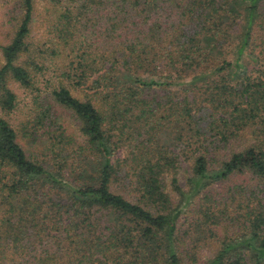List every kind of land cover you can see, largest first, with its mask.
<instances>
[{"label":"trees","instance_id":"1","mask_svg":"<svg viewBox=\"0 0 264 264\" xmlns=\"http://www.w3.org/2000/svg\"><path fill=\"white\" fill-rule=\"evenodd\" d=\"M13 2L0 264H264V0ZM13 84L50 100L49 146L3 117Z\"/></svg>","mask_w":264,"mask_h":264},{"label":"rangeland","instance_id":"2","mask_svg":"<svg viewBox=\"0 0 264 264\" xmlns=\"http://www.w3.org/2000/svg\"><path fill=\"white\" fill-rule=\"evenodd\" d=\"M14 0H0V46L7 44L12 37L15 26H16V10L14 9ZM37 20L35 23V27L37 26ZM38 28V26H37ZM37 32V29H36ZM36 32L33 34L36 36ZM3 63L1 51H0V65ZM13 90L18 96V107L17 109L10 115L4 116L5 119H7L10 124L13 126V128L19 133V140L20 144L23 146L25 150L28 149V151L33 148L32 144L37 143L38 139L41 138L45 143L48 142V146L51 143L50 139L52 138L53 134L49 132V118H45L42 121L41 125H37V128L32 126V121L34 120L36 113L40 112L42 113L43 106L48 104V101H50L43 92L39 93V96L37 94H29L27 92H24L16 84L12 85ZM54 113L56 116H58V122L59 125L64 131H69L71 133V128L76 133L78 131V121H76L72 115V113L67 112L65 110H62L61 108H54ZM39 113V114H41ZM38 114V115H39ZM1 116V114H0ZM56 126L52 127V131H56ZM29 139V144L25 143V140ZM48 140V141H47ZM35 147V146H34ZM243 180H248V176H241L239 178L235 179L236 183H241ZM184 182H182L183 184ZM203 202V201H202ZM199 202V203H202ZM198 203V204H199ZM207 206V205H206ZM198 209V206L194 207ZM205 208V207H204ZM204 208L199 210L200 213L204 211ZM186 208L183 209V213L180 220L181 225V232L182 236L185 237V234L188 233L187 226L191 223L190 221V215L185 212ZM223 228V227H221ZM219 235L222 236V230H218ZM206 235V234H205ZM194 239L198 238L197 236L193 237ZM199 239L202 240V246H204L198 253H196L193 256L198 257L200 260H206L210 252L213 250L214 245H211V243H215L214 241H210L206 239V237L200 235ZM215 240V239H213ZM216 245V243H215ZM191 262L192 260L189 259Z\"/></svg>","mask_w":264,"mask_h":264}]
</instances>
